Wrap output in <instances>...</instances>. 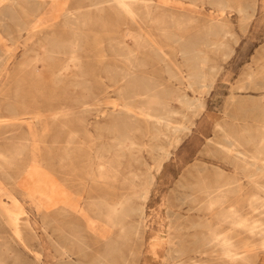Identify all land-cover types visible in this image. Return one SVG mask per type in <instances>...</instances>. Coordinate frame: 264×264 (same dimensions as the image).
Returning a JSON list of instances; mask_svg holds the SVG:
<instances>
[{
	"label": "rangeland",
	"instance_id": "obj_1",
	"mask_svg": "<svg viewBox=\"0 0 264 264\" xmlns=\"http://www.w3.org/2000/svg\"><path fill=\"white\" fill-rule=\"evenodd\" d=\"M38 1L43 8L32 16L26 0H0V149L27 145L17 163L19 168L16 165L4 167L0 159V213L6 212L14 218L19 230L18 235L14 234L0 214V264H63L68 259L82 264H171L168 255L176 251H182L181 264H199L192 262L201 259L206 264H222L210 257V250L203 258L198 253L202 232L208 223L216 220L205 210L204 190L226 180L235 182L232 186L241 181L242 190L229 197L238 199L237 209L242 214H256L249 206V202L253 204L251 206L255 202L249 199L254 195L264 196L242 178L241 174L245 172L234 169V160L228 159L222 151L219 153L216 142H222V136L215 129V125H222L241 144L245 141L240 148L246 149H252L251 143H246L249 137L254 140L264 135V121L255 112H246L244 117L237 107L242 101L258 100L260 91L245 85V72L248 68L254 69L262 55L264 0H225L226 6L222 10L206 4L202 11L200 7L188 11L192 25L198 24L205 14H220L230 29L228 48L223 54L213 56L212 61L218 69L207 93L193 94L184 88L190 97L201 96L205 106L198 115L193 116L190 112V134L181 132V139L174 137L165 145L168 158L161 162L159 171L151 172L153 179L148 188L144 219L146 230L142 232L139 228L137 236L131 231L128 233L132 220L122 215L124 204L129 202L123 171L117 172L116 181L112 178L114 163H120L118 166L122 170L131 149L125 142L121 147L122 156L115 155L119 145H114V131L120 133V129L113 128L108 114L119 108L121 100L114 92L113 82L103 71L98 78L93 76L95 62L99 60L100 68L103 63L120 64L121 57L113 55L114 52H123L125 44L132 47L136 44L130 39L125 43L124 36L119 37L122 43L111 41L116 36L112 27L100 26L92 31L87 26L81 28L85 30L81 37L87 46L83 53L89 58H83L78 69L49 58L33 59L30 49L43 34L54 31L60 38L70 36L58 12L52 13L53 3L56 8L72 12L77 4L86 6L88 2ZM255 1L254 11L248 9V16L244 17L240 12L241 5L252 6ZM9 3L14 16L5 10ZM29 19V25L33 26L31 32L23 29L20 36H16V24ZM122 27L127 28L128 23ZM147 29L153 35L158 34L155 25ZM8 32L12 37L7 35ZM99 45L104 49L98 50ZM161 45L163 51L171 53L167 43ZM100 52L103 57L96 56ZM138 52V56L144 58L148 50L142 45ZM36 65L40 69L37 70ZM239 85H245L247 89L240 90ZM82 86L86 89H81ZM231 95H234L233 100ZM10 106L19 113L17 118L12 116ZM33 108L42 112V120L38 121L26 112H32ZM63 108L68 109L70 115L52 121ZM242 115L248 119L247 125L233 122ZM15 119L25 134L14 125ZM29 127L35 136H29ZM210 139L212 142L208 141ZM67 142L71 149L68 155L63 152ZM144 157L149 158L147 154ZM100 165L107 167V179L101 178ZM14 196L17 204L12 203ZM261 219L264 221V216ZM169 232L172 238L175 237L176 246L179 244L171 252L166 243ZM234 236L242 242H249L247 239L251 238L245 233ZM251 239L250 261L252 258L258 261L264 252L257 245V237ZM61 248L69 258L61 254Z\"/></svg>",
	"mask_w": 264,
	"mask_h": 264
},
{
	"label": "bare ground",
	"instance_id": "obj_2",
	"mask_svg": "<svg viewBox=\"0 0 264 264\" xmlns=\"http://www.w3.org/2000/svg\"><path fill=\"white\" fill-rule=\"evenodd\" d=\"M183 1L185 0H88L86 6L79 3L72 12L64 11L61 7L56 8V3H53L52 13L58 12L57 15L62 18L61 22L70 32V36L60 38L54 34V31H50L35 41V47L30 49V52L33 53V59L49 58L78 69L82 59L89 58L86 51V55L83 53L87 46L84 44L86 41L82 40L81 37L85 31L81 29L82 27L87 28L88 26L91 27V30L100 26L112 27L111 31L116 36L111 38V41L116 44L122 43L123 41L119 37L124 36L125 43L126 39H130L136 44L135 47L125 44L123 52H119V50L114 52L113 55L121 57L120 64L103 63V67L100 68L97 64L99 63L98 60L97 63L95 62V68H93V76L97 78L100 71L106 74L107 79L113 82L114 92L121 100V104L118 105L119 108L108 114L111 116L110 123L113 128L120 129V133L114 131V145H119V149L115 150V155L116 157L122 156L121 147L124 146L125 142L127 145L129 144L131 149L127 153L126 164L123 169L120 170L118 166L120 163L115 162L113 173H111L114 181L117 179L118 171L124 173L123 184L129 190V202L124 204L122 215L129 216L132 220L131 227H129L131 230H128V233L131 231L134 236H137L136 232L139 228L142 229V232L146 230L144 219L149 199L148 188L153 179L151 172L154 169L159 171L161 162L168 158L165 145L170 144L174 137L181 139L179 137L181 132L190 134V112L192 111L193 116H195L204 109L205 105L201 96L193 95L190 97L184 88L189 89L193 94L207 93L218 69L212 61L213 56L223 54L228 48L227 35L230 34V29L225 21L220 18V14H205L198 24L192 25V17L188 12L199 7V10L202 11V7L206 4L214 9L222 10L226 6L225 0H187L185 1L187 4ZM26 4L31 9L32 16L43 8L42 3L38 0H26ZM5 7V10L14 16L11 13L13 11L11 3ZM255 7L256 1L252 6L243 4L240 7V12L246 17L248 16V9L254 11ZM83 8L87 9L83 10ZM104 19L107 21L105 22ZM29 21L31 20L16 24L14 31L16 36L19 37L23 29L31 32L33 26L29 25ZM126 23H128V27L124 29L122 26ZM151 25H155L158 30L157 35H153L148 29L146 30ZM7 35L12 37V33L8 32ZM161 43H167L166 46L170 48L171 53L163 51ZM142 45L148 50L144 58L138 56V50ZM99 48L100 50L104 49L101 45H99L98 50ZM111 49H114L113 45ZM96 56L103 57L104 54L100 52ZM147 59L151 60L148 61ZM259 60L255 62L254 69L248 68L245 72V85L260 91L258 92V100L242 101L237 107L239 111L244 113V117L246 112H255V115L264 121V46ZM35 68L40 69L37 65ZM54 74L57 77L58 73L55 72ZM245 85H239V89H247ZM81 89H86V87L82 86ZM100 90L102 92L101 88ZM230 99L233 100L234 95H231ZM81 103L84 104L85 102ZM8 108L12 116L17 118L19 113L16 112V109L11 106ZM61 110L62 112L59 113L58 117L53 116L52 121L67 118L70 115L68 109L63 108ZM26 112L33 114V117L38 121L42 120L41 111H38L37 108H33L32 112ZM243 115L242 118H236L233 122L240 121L243 123L242 125H247L248 119L243 118ZM16 120H14V125L21 128L22 133L25 134L23 127ZM28 129L29 136H35V132L30 130V127ZM215 129L222 136V142H216L217 149H220V151L218 150L219 153L222 151L228 159L234 160L237 163L234 162V169L245 172V174H241L242 178L264 193V135L259 139L256 138L257 140L255 138L253 140L252 136V138L249 137L246 143H251L252 149H246L240 148L245 141L241 144L237 137L232 136L222 125H215ZM208 141L212 142V139ZM68 145L69 142L63 151L66 155L71 153ZM26 146L17 144L13 149L9 148L6 152L0 153V159L4 162L3 166L12 167L16 165V168H19L17 163L21 161L20 156ZM145 154L149 156L148 159L144 157ZM107 170V167L99 166L101 178L107 179L109 177L108 174L105 175ZM91 176L94 184V176L92 174ZM234 183L231 180H226L215 187L204 190L206 193L204 197L205 210L208 211L209 217H215L216 220L212 224L211 222L208 223L202 232L199 239V257L203 258L210 250V257L222 262V264H264V256L258 261H255L254 258L250 261L249 255L252 236L257 237L255 239L257 245L264 252V221L261 219L264 216V196L254 195L249 199V201L255 202L254 206H251L253 204L249 202V206L256 211V214H242L237 209L238 199L231 200L229 196L242 190L244 185L240 181V184L232 186ZM128 197L126 196V198ZM12 198V203L17 204L15 196ZM0 214L11 231L18 235L16 220L6 212ZM168 229L170 231V224ZM239 233L250 235L251 238L247 239L249 242H242L234 236ZM167 234V248L169 251L174 250L176 244L173 240L175 237L172 238L170 232ZM60 250L62 255L69 258L64 248ZM111 253L113 252L111 251ZM168 256L172 260L171 264H181L182 251H176L173 255L169 254ZM201 260H195L192 263L206 264L204 259ZM63 264L82 263L68 259Z\"/></svg>",
	"mask_w": 264,
	"mask_h": 264
},
{
	"label": "crops",
	"instance_id": "obj_3",
	"mask_svg": "<svg viewBox=\"0 0 264 264\" xmlns=\"http://www.w3.org/2000/svg\"><path fill=\"white\" fill-rule=\"evenodd\" d=\"M9 148L13 149V147H9ZM9 148L0 149V153H2L3 151H5V152H6V150H7V149H9Z\"/></svg>",
	"mask_w": 264,
	"mask_h": 264
}]
</instances>
